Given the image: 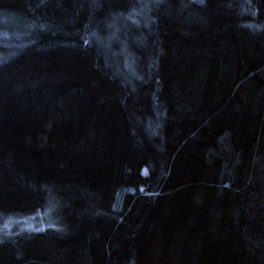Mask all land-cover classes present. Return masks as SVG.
Listing matches in <instances>:
<instances>
[{
    "label": "trees",
    "instance_id": "obj_1",
    "mask_svg": "<svg viewBox=\"0 0 264 264\" xmlns=\"http://www.w3.org/2000/svg\"><path fill=\"white\" fill-rule=\"evenodd\" d=\"M0 35V223L59 204L0 264H264V0H0Z\"/></svg>",
    "mask_w": 264,
    "mask_h": 264
},
{
    "label": "rangeland",
    "instance_id": "obj_2",
    "mask_svg": "<svg viewBox=\"0 0 264 264\" xmlns=\"http://www.w3.org/2000/svg\"><path fill=\"white\" fill-rule=\"evenodd\" d=\"M12 22H14V24L19 23L17 20H14ZM4 35L0 36L5 37ZM7 35L10 36L9 34ZM58 205L59 204L57 203V200L52 199V201H50L42 211H38L35 214L23 216L12 215L6 217V220L0 223V241L10 238V236H12L14 232H17V230H31L48 226H55L59 223L55 215Z\"/></svg>",
    "mask_w": 264,
    "mask_h": 264
}]
</instances>
